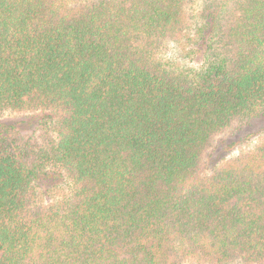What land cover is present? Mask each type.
Listing matches in <instances>:
<instances>
[{"label": "trees", "instance_id": "obj_1", "mask_svg": "<svg viewBox=\"0 0 264 264\" xmlns=\"http://www.w3.org/2000/svg\"><path fill=\"white\" fill-rule=\"evenodd\" d=\"M194 1L0 0V114L53 131L0 122V264H264V141L204 166L264 116V0Z\"/></svg>", "mask_w": 264, "mask_h": 264}, {"label": "rangeland", "instance_id": "obj_2", "mask_svg": "<svg viewBox=\"0 0 264 264\" xmlns=\"http://www.w3.org/2000/svg\"><path fill=\"white\" fill-rule=\"evenodd\" d=\"M223 0H195L194 3L188 8L189 14L196 16L198 22L204 20V16L209 15L212 12H218L220 10ZM219 7V8H218ZM186 41L180 43L170 44L164 52V56L170 61L177 63L181 66L199 67L203 64V55L199 53H190V51L199 45H191ZM193 47V48H192ZM36 116L39 118L38 124H36V133L33 130L22 134L24 141L33 140L37 144L43 143L45 140V132L50 134L52 127L45 125V122H49L51 119L42 111L32 112H7L0 114V122H12L18 120H28L30 117ZM54 116V114H52ZM49 129V131H46ZM264 141V116H257L253 118H247L244 120L236 121L230 127L225 129L222 133L218 134L214 138L212 146L206 152L204 158V166L207 172H211L215 167L219 166L225 161L239 156L245 151L255 149ZM45 187L53 194V198L60 196L67 190V182L62 180L51 181L49 179L44 181ZM50 184H56L55 187L49 186ZM184 264H199L198 261L189 260ZM232 264H242L240 262H234Z\"/></svg>", "mask_w": 264, "mask_h": 264}]
</instances>
